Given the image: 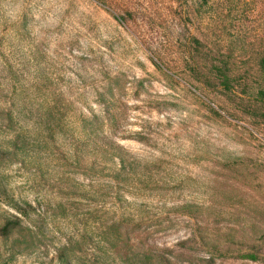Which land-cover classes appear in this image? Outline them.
I'll list each match as a JSON object with an SVG mask.
<instances>
[{
  "label": "rangeland",
  "instance_id": "obj_1",
  "mask_svg": "<svg viewBox=\"0 0 264 264\" xmlns=\"http://www.w3.org/2000/svg\"><path fill=\"white\" fill-rule=\"evenodd\" d=\"M263 58L264 0H0V264H264Z\"/></svg>",
  "mask_w": 264,
  "mask_h": 264
},
{
  "label": "trees",
  "instance_id": "obj_2",
  "mask_svg": "<svg viewBox=\"0 0 264 264\" xmlns=\"http://www.w3.org/2000/svg\"><path fill=\"white\" fill-rule=\"evenodd\" d=\"M198 47H204V44L198 40V39H194L193 41ZM202 51V50H201ZM199 51V52H201ZM261 66L262 69L264 70V58L261 60ZM216 70L219 67H215ZM222 73V69H219L217 74ZM217 77V76H216ZM222 83L224 84L225 87H227L229 85V77L227 74L223 73L218 75V77ZM228 88V87H227ZM258 104L261 106V108L264 107V90H260L258 92V95L256 96V106H258ZM262 118L264 119V109L261 113ZM24 214V215H23ZM22 216H25L26 219H29V215L25 212H21ZM23 221L21 218L19 217H12V219L8 220L3 227L0 228V238L3 239H9L11 236H13L14 234L18 233L21 228H22V224ZM116 227L117 225H112L109 229L110 234L114 237V234L116 232ZM88 241H90V239H88ZM104 250V249H102ZM105 253L104 251L101 253V257H108L111 259L116 260L117 257L120 259V261H123V256H125L122 251L121 248L115 243V241H108V247L107 249H105ZM76 249L74 248V245L72 242H69V245H66L62 251H60V255H59V260H61L64 264H70L71 263V255H75ZM91 256L88 255L87 259H89L87 261L86 264H96L98 262V258L100 257V255H97L96 258L94 259H90ZM248 258H250V260L252 261H258V257L257 256H248ZM131 259V260H135V261H139L140 263H143L140 259V254L137 251H133L131 257H128L126 260ZM151 261L152 258L151 257H145V261ZM125 261V260H124Z\"/></svg>",
  "mask_w": 264,
  "mask_h": 264
}]
</instances>
